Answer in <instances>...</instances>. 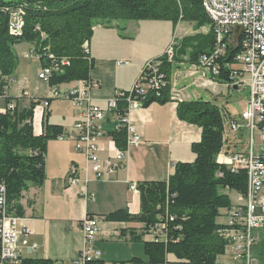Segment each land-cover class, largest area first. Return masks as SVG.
I'll return each instance as SVG.
<instances>
[{
    "label": "trees",
    "instance_id": "16d2710c",
    "mask_svg": "<svg viewBox=\"0 0 264 264\" xmlns=\"http://www.w3.org/2000/svg\"><path fill=\"white\" fill-rule=\"evenodd\" d=\"M204 0H0V76L15 74L19 57L17 44H35V53L43 66L52 59L69 60L62 71L50 78L49 84L61 86L74 81L91 82L95 59L84 49L90 43L97 25L110 26L113 21L158 20L177 25L191 22L197 28L211 26V32L186 36L174 46L173 60L167 54L158 57L162 61L161 72L169 84L157 91H150L143 99L144 107L154 102L166 104L172 101L171 77L174 64L188 62L197 65L203 54H209L215 46L217 35ZM13 11H24L22 34L12 35L9 30ZM240 46H232L220 59V74L215 79L221 83L230 81L228 63ZM6 80L0 82L4 94ZM9 102L11 98L8 99ZM52 101V100H51ZM50 101V103H51ZM38 100L28 108H8L0 112V180L7 191L9 210L23 215L20 203L23 193L30 187H41L46 178V154L49 141L59 138L64 132L60 125L48 121L44 115L43 133L34 131V116ZM128 108L127 95L118 100L117 112ZM48 109V108H47ZM178 117L202 129V138L192 144L195 159L178 162L167 181H142L138 183L141 211L132 214L127 209H118L106 214L108 222H137L144 225L123 229L120 237L132 242L144 243L146 259L134 257L120 264H170L173 255L182 264H221L219 258L226 254L230 242L220 234L224 225L218 222L222 209L232 208L227 191L247 195L249 176L245 169L233 170L231 165L218 162L223 151L226 132L225 114L219 105L204 99L183 101L178 105ZM230 120V119H229ZM264 126V123H263ZM118 149L127 148V128L111 133ZM164 223L166 241H146L151 227ZM254 254L264 264V228L254 247ZM17 264H64L44 258H22ZM239 264V263H225Z\"/></svg>",
    "mask_w": 264,
    "mask_h": 264
},
{
    "label": "crops",
    "instance_id": "0c3cea01",
    "mask_svg": "<svg viewBox=\"0 0 264 264\" xmlns=\"http://www.w3.org/2000/svg\"><path fill=\"white\" fill-rule=\"evenodd\" d=\"M122 26L125 30L119 29L118 24L111 27L99 24L88 43L90 54L95 59L91 77L99 84V87L91 90V97L103 108L107 107L118 91H129L134 86L147 61L163 56L171 45L186 36H207L211 32V26L197 28L191 22L174 25L172 22L158 20L127 21ZM32 49H35V44L30 42L15 46L19 64L13 76H0V82L3 79L7 81L4 96L0 97V110H7L11 102L22 110L28 108L33 100L50 96L51 85L39 78L43 66L41 58L31 54ZM119 61L127 64L120 65ZM80 84L74 81L60 87L74 88ZM170 85L171 91L180 93L185 101L204 99L219 105L225 114V123L236 118L232 108L223 106L222 101L224 97L233 96L239 88H230L226 83L206 75L201 68L188 62V56L184 62L174 64ZM24 92L27 95L23 96ZM178 105L177 101L166 104L154 102L135 111L132 119L142 136V142L128 148L124 165L118 166L104 178L94 180V174L90 171L92 181L87 186L84 182L77 186L66 184L72 165L79 167L81 179L85 175L86 157L77 150L75 142L61 138L49 141L46 154L47 178L41 187H30L25 191L20 201L23 207L21 227L25 225L31 230L30 234L20 238L22 258H44L69 264L85 245L80 229L82 219L86 215H98L102 218L101 233L93 246L102 252L104 260L113 263L130 261L134 257L147 260L144 243L120 237L123 229L135 228L140 231L144 225L137 222H108L104 217L118 209H127L132 214L140 213V193L139 190L131 191V184L167 181L176 163L195 159L192 144L201 140L202 129L181 120L178 117ZM35 110L34 131L37 135L43 133V120L47 111L49 123L62 126L64 132L72 129L81 113L80 109L65 99H53L48 109L39 106ZM103 129L105 136L101 140L100 158L105 163L109 159L113 161L118 149L111 136L116 130L114 113L107 112ZM258 135L261 136L260 133ZM233 137L237 138L226 134L218 162L222 163L227 154L237 151L232 146L236 144ZM261 154L264 155V150ZM84 188L90 197L85 198L81 194ZM227 192L232 200V208L243 204L241 194ZM262 199L264 201V189ZM229 211L221 210L218 219L221 225L225 226L229 222ZM144 240L153 241L149 235ZM34 244L37 247L33 249L31 246ZM234 253V247L229 244L219 262L235 263ZM221 258L226 260L221 261ZM169 260L170 264H182L173 255H169Z\"/></svg>",
    "mask_w": 264,
    "mask_h": 264
},
{
    "label": "built area",
    "instance_id": "2783aa9c",
    "mask_svg": "<svg viewBox=\"0 0 264 264\" xmlns=\"http://www.w3.org/2000/svg\"><path fill=\"white\" fill-rule=\"evenodd\" d=\"M219 6V29H221V40H215L214 49L209 54H203L196 65L206 75L216 78L220 74V59L226 55L232 46H240V51L234 58V63L226 66L230 69V81L228 87L238 88L245 86L250 88V98L247 108L241 114V120L232 118L229 124V134L243 135L244 129L250 130V144L247 152H233L227 154L221 164L234 165L236 171L245 169L249 176V190L247 195H242L243 204L231 208L229 211V222L221 229L220 234L229 240L235 249L234 262L239 264H261L254 254V247L260 239V232L264 228V201L262 191L264 189V155L255 152V132L260 133L264 143V0H215ZM24 27V11H13L10 16L9 29L20 30ZM242 28L241 34L235 39V30ZM86 50V44L83 46ZM31 54H36L35 49ZM166 54L169 60H173L174 46L171 45ZM49 66H42L39 78L50 82V78L62 71L69 60L63 58L59 62L50 54ZM118 64L125 65L127 62L119 61ZM162 61L155 58L147 61L135 84L129 91H118L116 96L109 101L106 108L96 104L91 97V90L99 87L95 81L91 83L81 82L74 88L63 89L60 86L51 87V94L47 98L38 100L37 107L46 109L53 99H65L80 109L79 119L69 132L63 133L59 138L75 142L79 152L86 157V169L84 179L80 177V169L72 165L66 184L77 186L81 182L87 186L94 179H102L118 166H123L128 148L142 142V136L133 123L132 115L135 111L144 107L143 99L150 91H157L165 87L167 80L161 72ZM237 65L240 68H237ZM27 93V92H26ZM25 92L23 96L27 95ZM127 95L128 108L122 114L117 112L118 100ZM4 94L0 91V97ZM186 100V99H185ZM184 100V101H185ZM177 101V100H172ZM183 102V101H177ZM15 109L16 104L11 102L8 106ZM6 112V110H0ZM107 112H112L116 119V129L127 128V148L117 149L116 157L105 163L100 158L101 140L105 136L103 121L106 120ZM238 137V136H237ZM220 163V162H219ZM133 191H138V185H130ZM88 198V191L84 188L83 193ZM102 218L86 216L80 223L81 231L85 238V248L69 264H120L119 262L108 263L102 258L100 250L91 254V248L101 232ZM166 225L159 223L148 230L153 241H166ZM30 229L21 227V217L9 210L7 191L4 182L0 180V264H17L21 261L20 238L30 234ZM34 248L37 244H34Z\"/></svg>",
    "mask_w": 264,
    "mask_h": 264
},
{
    "label": "rangeland",
    "instance_id": "374dc122",
    "mask_svg": "<svg viewBox=\"0 0 264 264\" xmlns=\"http://www.w3.org/2000/svg\"><path fill=\"white\" fill-rule=\"evenodd\" d=\"M127 21L128 20L113 21L110 26H105V27H111L112 25H117L118 24L120 26V27H118L119 29L125 30L122 25H123L124 22H127ZM131 21H133V20H131ZM140 21H145V20H140ZM148 21H155V20H148ZM217 40H218V38H217ZM237 68H240V66L237 65ZM249 95H250L249 87L242 86L239 89L235 90L233 96L224 97V99L222 101V104H223V106L231 107L232 108L231 111L233 112L234 116H236V118L238 120L242 121L241 114L244 111L245 102L249 98ZM228 130H229V125H228V122L226 121V123H225V132H226L227 136H228ZM229 135L238 136L237 138L233 137L235 142H236V144L232 145L234 147V149L237 150V152H240V151L247 152V151H249V144H250V130L249 129H244L243 130V135H241V132H239L238 134H232L231 133ZM255 142H256L255 151L257 152V154H261L263 152V150H264V143L262 142L261 136H259L257 134V131L255 132ZM231 167H232V165H231ZM131 191H133V190L131 189ZM83 193H84V191L81 194L84 195ZM88 196L90 197L91 195L88 193ZM86 216H96V217L100 218V216H98V215H86ZM80 229H81V227H80ZM30 233H31V231H30ZM98 239H99V237H98ZM116 243H118V242H116ZM31 247L34 249L33 245ZM85 247L86 246L84 245L82 250ZM92 249L93 250H98V249H95L93 245H91V248L88 247V251L91 252V254L98 253V251H93ZM223 260H226V259L221 258V261H223ZM106 262L108 263V261H106Z\"/></svg>",
    "mask_w": 264,
    "mask_h": 264
},
{
    "label": "bare ground",
    "instance_id": "6f19581e",
    "mask_svg": "<svg viewBox=\"0 0 264 264\" xmlns=\"http://www.w3.org/2000/svg\"><path fill=\"white\" fill-rule=\"evenodd\" d=\"M203 6H204L206 12L208 13L210 19L212 20V23H213V26H214L218 40H221V29H219V14H218L219 13V6L215 5V0H204ZM9 30H10V33L12 35H17V34L21 33L20 30H13V31H11V29H9ZM86 51L90 53L89 48H88V43H86ZM92 81H94V80H92ZM91 82H89V83H91ZM136 82H135V84H136ZM135 84H134V86H135ZM170 97L172 100L184 101V98L178 92L171 91ZM229 124H232V119H230L228 121V125ZM231 168L233 170L236 169V167H234V165H232Z\"/></svg>",
    "mask_w": 264,
    "mask_h": 264
},
{
    "label": "water",
    "instance_id": "95a60500",
    "mask_svg": "<svg viewBox=\"0 0 264 264\" xmlns=\"http://www.w3.org/2000/svg\"><path fill=\"white\" fill-rule=\"evenodd\" d=\"M242 32V28L241 27H237L236 30H235V39L237 38V36L239 34H241ZM236 89L238 88L237 86L235 87Z\"/></svg>",
    "mask_w": 264,
    "mask_h": 264
}]
</instances>
